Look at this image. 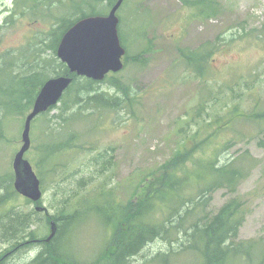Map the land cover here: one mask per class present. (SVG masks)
<instances>
[{
    "label": "rangeland",
    "instance_id": "1",
    "mask_svg": "<svg viewBox=\"0 0 264 264\" xmlns=\"http://www.w3.org/2000/svg\"><path fill=\"white\" fill-rule=\"evenodd\" d=\"M22 2L0 0V56L43 47L37 46L43 32L57 22L55 17L49 20L26 14ZM62 2L66 7L56 12L67 16L68 0ZM212 3L217 12L204 16L183 0L125 2L118 12L119 35L129 61L122 72L110 74L107 83H101L98 89L123 97L111 84L113 78H118L130 88L132 101L125 109L95 113L90 119L74 123L72 132L79 136L78 147L39 169L38 158L45 156L51 144L45 124L58 115L61 104L33 123L32 146L26 159L41 180L43 197L39 203L22 197L14 188L13 162L23 146L25 118H17L8 126L7 139L0 142V182L4 184L1 188L7 187L13 177V191L18 196L0 210V228L8 215L17 213L28 217L30 225L13 238L0 235L3 264H32L46 244H51L46 241L51 233L50 222L77 212L79 218L68 236H63L61 245L77 264H99L115 222L126 225L119 207L129 205L142 178L167 163L184 136L213 131L209 124L213 117L218 112L225 118L233 106L244 114L264 109V0ZM207 49L212 55L201 79L184 64L181 51L205 53ZM44 56H50V52ZM135 58H140L139 63ZM56 123L53 121L51 126L58 128ZM211 142L201 153L202 158L212 159L217 152L221 163L247 157L245 165L248 163L250 169L236 191L221 189L212 193L207 212L215 215L231 200L241 202L247 215L238 241L252 242L260 253L264 251V124L239 121ZM109 190L114 191L110 200L113 209L98 211L106 199L101 197L102 192ZM37 206L44 210L37 211ZM145 221L151 222V213ZM33 231L35 239L29 237ZM171 242L160 238L148 243L129 264H200L197 256L180 252L184 237L178 243ZM261 261L257 257L251 263Z\"/></svg>",
    "mask_w": 264,
    "mask_h": 264
},
{
    "label": "trees",
    "instance_id": "2",
    "mask_svg": "<svg viewBox=\"0 0 264 264\" xmlns=\"http://www.w3.org/2000/svg\"><path fill=\"white\" fill-rule=\"evenodd\" d=\"M22 1L26 14L49 20L55 17L57 22L43 32L44 37L37 44L43 47L32 52L22 51L16 55L11 52L0 56V79L3 78V82L0 83V142L7 139L8 126L14 120L22 117L26 119L41 88L48 80L66 76L73 79L60 101L58 115L47 120L45 124L51 144L47 146L45 156L38 158L41 162L37 163L39 169L41 165L46 166L56 156L64 155L66 151L78 147L79 136L76 132H72L74 123L90 119L95 113L125 109L132 100L130 88L118 78H113L111 84L123 97L109 95L98 89L101 83H107L108 76L103 82L78 77L71 74L68 67L57 57V49L63 36L78 21L93 16H106L118 0H82L80 3L68 0L67 16L58 15L56 12L58 8L66 7L62 0ZM183 1L201 10L204 16L217 12L212 0ZM122 45L125 48L124 43ZM47 51L50 52V56L45 57ZM205 51V53L181 51L184 64L201 79L205 78L206 65L212 55L211 50ZM139 59L135 58L136 62L138 60L139 63ZM128 61L126 54L125 67ZM54 109H57V106L36 120L45 117ZM213 118L209 123L213 131L208 130L204 135L202 131H198L187 134V137L184 136L170 160L142 178L137 194L129 205L124 209L119 207L123 220L127 219L124 221L126 225H123V222H115V230L100 257L99 264L103 262L129 264L130 259L139 254L148 243L160 238L178 243L182 237L186 242L180 245V252L192 253L197 256L200 264H252L251 262L257 257H261L260 263L264 264V251L257 252V247L252 242L238 241L240 229L247 215L241 202L231 200L215 215H209L207 212L211 205L212 193L221 189L234 192L247 177L250 169L248 163L245 165L247 157L234 158L226 163L220 162L218 158L220 152L215 153L216 157L212 159L201 157V153L205 152L213 138L221 131L232 129L239 121L264 124V109L256 108L255 112L244 114L239 107L233 106L225 118H222L218 112ZM55 120L58 128L51 126ZM41 151L42 145L38 147V156L41 155ZM55 164L56 161L53 165ZM9 179L7 187L1 188L4 184L0 182V190L3 191L0 193V210L9 203V200L18 196L13 191V177ZM101 197L106 199L104 206L98 207V211L103 209L107 213L105 209L109 210L113 207L110 200L114 197V191L102 192ZM150 213L151 222H146V217ZM78 218L79 212L63 215L54 220L58 226L57 235L51 244H46L44 251L32 264H77L76 260L63 249L61 242L65 236H68ZM159 218L161 219L158 220ZM107 222L111 224L112 221L108 219ZM29 225L28 217L20 213L10 214L0 228V235L5 234L7 239L9 235L13 238L15 235H20L21 231L24 233L29 229ZM29 237L35 239V232H29ZM16 239L18 240L19 237Z\"/></svg>",
    "mask_w": 264,
    "mask_h": 264
},
{
    "label": "water",
    "instance_id": "3",
    "mask_svg": "<svg viewBox=\"0 0 264 264\" xmlns=\"http://www.w3.org/2000/svg\"><path fill=\"white\" fill-rule=\"evenodd\" d=\"M125 0H118L106 16H93L78 21L62 38L57 49L58 59L71 74L95 82H103L110 74H119L125 68L126 50L119 35L118 12ZM73 79L69 76L48 80L41 88L31 112L25 119L21 139L23 146L13 162L14 188L26 199L39 203L43 197L41 181L33 165L26 159L32 146L33 122L51 108L60 104ZM37 211H43L40 206ZM51 233L47 242L57 235L58 226L50 222Z\"/></svg>",
    "mask_w": 264,
    "mask_h": 264
},
{
    "label": "flooded vegetation",
    "instance_id": "4",
    "mask_svg": "<svg viewBox=\"0 0 264 264\" xmlns=\"http://www.w3.org/2000/svg\"><path fill=\"white\" fill-rule=\"evenodd\" d=\"M126 1H127V0L124 1L123 5L125 4ZM123 5H122V6H123ZM121 8H122V7H121ZM38 257H39V255H38ZM36 260H37V258H36L34 261H36ZM34 261H33V262H34ZM0 264H3V260H0Z\"/></svg>",
    "mask_w": 264,
    "mask_h": 264
}]
</instances>
